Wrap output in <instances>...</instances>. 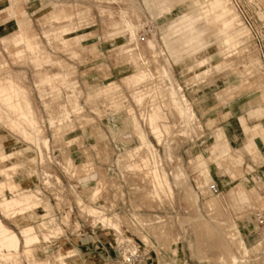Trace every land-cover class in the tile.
<instances>
[{
	"label": "rangeland",
	"instance_id": "1",
	"mask_svg": "<svg viewBox=\"0 0 264 264\" xmlns=\"http://www.w3.org/2000/svg\"><path fill=\"white\" fill-rule=\"evenodd\" d=\"M28 1L34 2L33 12L24 0H21V6L26 10L31 30L38 35L32 36L36 43L32 44L31 50L33 47L39 48L40 50H35L40 54L33 49L32 53L30 50L17 57L15 52L24 49L23 44L14 46L10 39L15 34L18 36L20 32H27L14 28L7 34L9 36L2 38L3 30L20 22L13 19L1 26L5 22L0 21V75L10 73L26 89L38 121L39 137L48 140V149L43 147L41 140H28L11 126L0 122V147L6 152L15 153L0 162V167L8 168L12 163L21 164L22 170L29 174L22 180L21 187L36 191L41 203H48V210L44 211L41 207L39 211L42 214L48 212L52 220L49 225L59 226L60 232L57 235L51 234L47 241L41 240L34 244L29 253L31 255L23 254L21 244L20 254L4 259L5 262L0 258V263L54 264L58 252H65L76 246V258L82 257L88 262L96 259L100 264H121L114 244L116 232L102 226L97 217L87 211V208H93L100 210L101 216L104 213L103 217H112L117 221L120 232L128 230L140 240H145L146 246L141 245L140 250L150 252L152 260L142 264H264V238H260L256 231L242 233L238 237L234 235L237 233L234 223L261 204V195L256 188L264 186V182L260 183L255 178L254 183L251 181L247 186L240 181L247 189L249 203H242L240 199L237 202L231 201V181L225 184L227 189L224 188L220 196H214L207 188L203 189L205 180L201 170L192 169V163H196V154L199 151L208 162L206 147L210 144L199 150L181 148L189 140L194 141L195 137L202 135L203 126L213 130L221 124L217 123V119L212 121V124H206L208 116L198 118L185 95L197 97L208 94L225 105L231 102L240 104L245 101L247 92L264 87V0H232L236 2L239 12L238 23L223 29L227 34L246 31L235 45L229 46L226 59L231 61V64H227L230 73L225 80L219 82L218 70H212L207 75L203 73L206 64H216L220 60V54L224 53L223 50L212 51L218 41L216 30L205 31L207 34L204 47L190 45V48L184 40H176L178 42L174 44L173 41H176L170 36L172 31L169 34L170 22L189 8L193 9L196 0H186L185 9L180 11L170 6V12L163 13L161 12L169 5L156 7L147 4L146 0ZM61 7L71 20L66 21L68 16L58 21L54 19L57 16L55 13H58ZM4 8L1 6L0 11L5 10ZM13 15L16 18L17 14ZM1 16L7 17V13L4 12ZM126 21L131 24L130 29H136V40H128L130 33L124 27ZM28 23L25 19L21 25L27 27ZM67 24L73 26L69 34L55 33ZM76 33L79 35L75 36ZM58 36H62L61 39ZM169 37L173 41H170ZM149 38L153 40L155 50H162L163 55H156L147 47L146 40ZM136 46L141 48L144 59L151 58V61L141 64V60L137 59L134 63V60L126 58L125 51ZM59 61L62 64H58ZM139 67L152 69L153 78L135 87H129L127 80L140 70ZM162 68L167 69L172 81L181 87L179 92L190 104L195 117L193 120L187 118V123L183 124L177 115L166 111L165 119L170 122L167 125L169 132L163 130L162 122H159L162 136L158 142L144 117L140 115L150 109L156 100L147 97L143 99L146 101L142 100L140 104L132 93L154 83L155 86H161L158 83H162V86L167 84L169 80L161 75ZM195 73H199V77L195 78ZM48 75L51 83L47 82ZM110 83L114 88L105 91V87ZM238 84L242 86L234 88ZM261 104H264V98ZM64 108L67 109L68 115L63 114ZM132 114L157 152V166L165 173L166 183L169 181L170 186L164 182L163 188L162 183L154 184L151 175L146 172L150 171L148 167L151 168L152 165H140L139 157L149 151L140 144L138 148L137 141L132 139L134 131H131L126 119ZM50 118L54 121L53 125L48 120ZM225 119L229 118H218L220 122ZM247 123L254 125L257 123L256 118L247 117ZM27 128L32 131L30 127ZM136 148L140 151H136ZM125 150L134 151L135 158L127 156ZM147 155L150 157V153ZM222 160L224 166L221 172L231 170L230 166H233L235 177L244 176L240 165L229 158ZM130 163L134 164V167ZM180 167L183 173L181 169L179 171ZM141 172L147 177L144 181L149 192L147 194L141 192L144 187V184H141ZM174 173L182 175L184 180L180 176H172ZM12 176H19V171L14 172ZM46 177L50 178L48 184H45ZM177 178L182 180L183 184L186 183L183 185ZM188 185L197 195L195 207L187 204V201L184 202L185 197L182 198L186 195L185 191L190 189ZM156 187H161L162 190L159 189L158 193ZM130 188L135 189V194L128 193ZM164 188L166 190H163ZM167 191L172 195H168ZM94 192L96 194L93 196ZM4 193L9 195L8 190H4ZM213 197H216L214 199L217 201L212 202L219 204L220 209H217V206L214 208V203L211 204L210 198ZM206 199L212 206H205L211 207L212 212L203 208V205L207 204V201L203 203ZM138 208L141 210L136 211ZM134 215L139 217L135 218ZM0 218L18 232V228L3 216L1 211ZM246 218L252 222V215ZM198 220L199 223L207 225L209 232H214V244L201 240V243L199 242L194 226ZM37 221L35 216L29 223L35 226ZM35 230L40 234L38 229ZM230 253L238 261L228 260ZM220 255L224 256V261L219 259Z\"/></svg>",
	"mask_w": 264,
	"mask_h": 264
},
{
	"label": "bare ground",
	"instance_id": "2",
	"mask_svg": "<svg viewBox=\"0 0 264 264\" xmlns=\"http://www.w3.org/2000/svg\"><path fill=\"white\" fill-rule=\"evenodd\" d=\"M170 10H171V7L168 6L161 13L170 12ZM193 12H195V14H193ZM238 18H239V13L235 9L233 4H231L230 0H196L193 9L189 8L187 11L182 12V14H180L179 17L175 18L173 21L170 22L169 34H170V31H172L170 36L174 37L173 40H175V41L176 40H178V41L184 40L188 43V44L186 43V46L187 45L188 46L197 45V46H203L204 47L206 45L205 36L207 34L205 31L206 30H210V31L216 30L217 34H218V41L216 42L218 47L214 46L215 48L212 51L223 50L224 53L220 54V60L216 62L215 67L217 69L212 64H206V69H205V72H203V73L204 74L206 73L205 75H207L208 73L212 72V70L220 69V70H218L220 72L219 73L220 77L218 78V82H219L221 80H225L229 76V73H230V68L227 67V64H231V61L226 59L227 50L228 51L230 50L229 46L235 45L238 42V39L246 31V30L245 31L240 30V31H237L233 34H227L223 28L228 27V26H233L234 24L238 23ZM56 20L58 21L57 18H56ZM68 20H71V18H69ZM68 20H66V21H68ZM5 24L6 23H4V25ZM130 26H131L130 22L126 21L124 24V27L128 30V33H130V38H128V40H130V39L136 40V33H135L136 29H130ZM71 27H72L71 25L64 26V27L60 28V30L56 31L55 33L59 32V33H63V34H69V30ZM52 34L54 35V33H52ZM15 36H14L15 38L13 37L12 39H10L11 44L14 46H17L19 44H21V45L23 44V47H24V49H18L15 52V55L17 57H21V56L25 55L26 52L28 53V51L31 50L32 44L34 45V43H36V40H33V38H29L23 32H20V34H18V36L15 34ZM58 37L61 39L62 36L61 37L58 36ZM123 37L127 38L124 35H123ZM168 39H170V37ZM173 40L170 39V41H173ZM178 41H176V42L173 41V43L175 44ZM37 43H39V42H37ZM146 45L156 55L157 54H160V55L164 54L162 52V50H159V51L155 50V44H154L152 39L149 38L148 40H146ZM35 46H36V44H35ZM171 46H173V45H171ZM191 46H190V48H191ZM33 49H34V47H33ZM35 49H36V47H35ZM32 50H31V53H32ZM36 50H40V49L38 48ZM174 50H176V49H174ZM38 52L39 51H36V53H38ZM39 54H40V52H39ZM36 56H37V54H36ZM143 56L144 55H143V52L141 51V48H138L137 46H136V48L127 49L125 51V57L130 59V60H134V63H135V60L138 59V60L142 61V63L140 62L141 64H146L147 63L146 61L151 59L150 58V59L146 60V59H144ZM199 61H201V59ZM202 61H203V59H202ZM153 62L154 61H152V63ZM197 64H200V62L199 63L197 62ZM160 65H161V63H160ZM155 66H157V65H155ZM139 69L140 70L136 74H134L131 78H129L127 80V84L129 87H135L138 84L145 82V81H149L151 78H153L152 72H154V71L151 72L152 69L150 70L149 68H143V67H139ZM160 71H161V69H160ZM161 73H162L161 75L163 77L168 78L169 82H167V84L162 86V83H158V84H161V86H158V85L155 86V83H154V85L151 84L150 86L145 87L143 90L141 89L139 91H135L132 93L136 97V102H140V104L142 102H145L146 100H143V99H145L147 97H148V99L151 98V99L156 100V103L154 105H152L150 109L145 110V112H141L142 114L140 113V115H142L144 117L145 122L148 125L151 133L156 137L158 142H160L161 136H162V129L159 126V122H162V126L164 127L163 130H165V131L169 130L168 129L169 127L167 128V125H168V123L170 124V122L166 121L167 119H165L167 117L166 111H169V114H171V115H177L181 119V122H183V124L187 123V118H190L193 120L195 117V114H194L190 104L187 102L184 95H182L179 92L181 87L177 83H175L174 80L172 81V79L170 78L168 70L163 69ZM199 73H195V78L199 77V75H200ZM191 76H193V75H191ZM49 80H50V77L48 75L47 82L51 81V80L50 81ZM201 82H204V81L201 80ZM239 86H242V84H238L234 88H238ZM111 88H114V87H112L111 85H108L107 87H105V91H109ZM143 94H145V95H143ZM166 108H168V110ZM63 114L68 115V111L66 108H64ZM130 115H129V117H130ZM126 119H128V122L130 124V126L129 125L128 126L132 129L131 131H134V137H132V139L135 138V140L137 141L138 144L136 143V146L138 145V148H140V146L142 145L150 153V157H149V155H147V154H149L147 152V150H146V152H147L146 155L145 154H142L143 156L139 155L140 156L139 157L140 158V160H139L140 165L146 166V167L152 165L151 168L148 167V170H150V171L149 172L146 171V172L151 175L152 182L154 184L159 185L162 183V185H163L164 183H166L167 179H166L165 173L163 171H160L161 169L159 170V167L157 166L159 164V163L157 164V162L159 161L158 160L159 158H156V156H158V155H156L157 152L154 150L153 146L148 141L144 130L142 129V127L139 126V123L137 122V120L133 116V114L130 118H126ZM48 120H49L50 124L53 125V123H54L53 119L50 118ZM177 120H179V119H177ZM192 120H191V122H192ZM0 122L4 123V124L6 123L7 125L11 126V128L18 131L24 138H26L28 140H30V139H32L34 141H38V140L40 141L41 140L43 147L46 150L48 149V140H46L45 138L40 139V137H39L40 136L39 130L37 129L38 128V121H37L36 117L34 116V109H33L32 105H31V103L27 97L26 89L24 88L23 85L18 83L10 73H6V74L3 73V75H0ZM181 122H179V123H181ZM27 126L30 127L32 129V131L34 130L35 132L29 131V128H27ZM183 126H185V125H183ZM165 133H167V132H165ZM132 134L133 133L131 132V135ZM217 141H218V137H216L215 143ZM139 144H140V146H139ZM246 145L248 146L247 149H249L250 147L259 146V142L254 138V139L246 141ZM129 149H132V148H129ZM144 150H142V151H144ZM134 151H135V147H134ZM134 151L133 152L132 151H126L127 156H131L132 159L135 158L136 155H135ZM136 151H140V150L136 148ZM13 154H15V153L14 152H6L5 150H2V148L0 147V162H2L3 160L7 159L10 156H12ZM138 154L139 153L137 152V155ZM208 154H209V156L212 155L213 151L209 149ZM133 155H135V156L133 157ZM224 156H225V154H221L219 157L222 160L224 158ZM41 159H42V157H41ZM130 161H132V160H130ZM223 163H224V161H223ZM223 163L221 162V164H223ZM130 164H132V163H130ZM196 164L199 166V169L201 170V174L203 176V179L207 175H209L208 162L206 161L204 154L201 151L197 152V154H196ZM133 165L134 164H132L131 166H133ZM142 166H140L141 169H142ZM137 167H139V166L137 165ZM177 168H178V166H177ZM177 168H176V172H177ZM138 169H140V168H138ZM180 169H181V167L179 168V171H180ZM10 171L12 172V174H14V172H16V171L17 172L19 171V176H17V177L12 176ZM131 171H132V169H131ZM181 171H182V169H181ZM221 171H223L222 167H221ZM182 173H183V171H182ZM180 174H181V172H180ZM180 174L178 175L177 173L176 174L174 173L172 176L175 175L176 177L177 176L179 177ZM185 174L186 173H184V175ZM27 175H29V174H27L26 171L22 170V166L20 163H12L10 165V167H8V168L0 167V211L2 212L3 216L8 218V220H10L18 228V232H16L11 227L7 226L0 218V258H2L3 260L9 259L15 254L16 255L20 254V245L21 244H22L21 250H22L23 254H26V256L31 255L29 253L31 252L32 246L34 244L39 243L41 240L47 241L50 238L51 234L57 235V233L60 232L59 226L56 225L54 227H51L49 225L52 222L51 218L48 216L49 213L46 212V213L42 214L39 211V209L41 207H42V209H44V211L48 210V207H49L48 203L47 202L41 203V199L38 197V193H36V191H32L30 189H23L21 187V182L25 177H27ZM48 176H49V174H48ZM180 177H182V175ZM182 178H180V179H182ZM186 178H185V181H186ZM49 179H50L49 177L48 178L46 177L45 184L49 183ZM177 180H179V178H177ZM182 180H184V178ZM181 181L179 180L180 183L183 182V181L182 182ZM167 183L169 184V181ZM162 185H161V187L163 188L165 184L163 186ZM170 185L171 184H169V186ZM161 187H159V189H161ZM150 188H151V186H150ZM188 188L191 189L190 186ZM159 189L157 188L158 193H159ZM186 189H187V187L185 188V190ZM190 189L188 191H185L186 195L184 194V196L182 198L185 197L186 200H184L185 199L184 198L183 199L184 202L187 201V204L195 207L197 204L196 203L197 202V195L195 194L194 191L193 192L195 195H193L192 189H191V193H190ZM4 190H8L9 195H6L4 193ZM157 190H155V191H157ZM163 190H166V189L164 188ZM150 192L152 193V191H150ZM147 193H149V192H147ZM166 193L168 194V191ZM95 194L96 193L94 192L93 196ZM154 195H152V196H154ZM168 195H172L171 192ZM214 198H216V197H213V199L210 198L211 204L214 203V202H212L213 200H215ZM206 201H207V199L203 203H206ZM208 201H207V204L203 205L204 206L203 208H208L206 211L210 210V212H212L213 210L211 211V207H208L210 205ZM215 201H217V200H215ZM205 205H208V206L206 207ZM213 205H215L214 208L216 206H217V209L219 208L218 207L219 204H216V202ZM210 206H212V205H210ZM83 208H84V206H83ZM194 209H196V208H194ZM212 209H213V207H212ZM87 211H90L92 213L91 214L92 216L97 217V219L99 220V223H101L102 226L107 227L109 229H112L114 232H116L117 235H119L118 238L121 236V232L119 231V226H118L119 224L117 223V221L112 219V217H103L104 213L101 216L100 210H97V209L95 210L93 208H87ZM37 212H40V213H37ZM35 216H37L38 221L36 222L35 226H32L29 223V221ZM46 218H49L48 221H45ZM115 218H116V214H115ZM251 225H252V227H251ZM194 226H195V230L197 231V234L199 236V242L200 243H201V241H203L205 243L209 242L211 244H214V240H215L214 236H213L214 232L211 233L212 230L209 232L207 230L206 224L199 223V220H198L197 223L195 221ZM234 226L237 227V233L234 234L236 237H238L240 234L242 235V233H253V231L257 232L254 213L252 212V222L248 218H244L241 222L234 223ZM35 229H38L40 234H38ZM42 229H44L45 231L42 232L41 231ZM210 237H211V239L213 237L214 240L213 239L211 240ZM210 240H211V242H210ZM240 243H241V241H240ZM88 244H90V243H88ZM73 247L74 248L69 249L65 252H58L55 259H54V264H100L97 262L96 259L90 260L88 262L87 260L83 259L82 257H79V258L74 257L75 252H76V246H73ZM127 248H129V247H127ZM129 250H131V248ZM122 254H123L124 259H126L127 258L126 248L124 249ZM230 255H231V253L229 254V256ZM218 257L220 260L224 259L223 255L222 256L220 255ZM228 260H230V261L233 260L235 262L238 261L237 258L235 256H233V254L229 257ZM3 262H5V260ZM16 264H20V263H16ZM39 264H48V263H40L39 262Z\"/></svg>",
	"mask_w": 264,
	"mask_h": 264
},
{
	"label": "crops",
	"instance_id": "3",
	"mask_svg": "<svg viewBox=\"0 0 264 264\" xmlns=\"http://www.w3.org/2000/svg\"><path fill=\"white\" fill-rule=\"evenodd\" d=\"M185 1L186 0H146V3L153 4L156 7L167 4L172 8L177 9V11H180L182 9H185ZM24 2L28 3L30 11L33 12L32 8L34 7V2L28 0H24ZM230 2L237 10L236 2H233L232 0H230ZM1 6H4L5 10H1L0 15L6 12L7 17L1 16L0 19L2 20L0 21L7 23L13 19H17V21L20 22L19 24H15L14 26H12L13 24H11V28L3 30L1 35L2 38L9 36L7 34L9 33V31H13L14 28L17 30H24L25 32H27L25 34L29 38H33L34 36L38 37V35L31 30L30 20L28 19L26 10L21 6V0H0V7ZM13 14H17L16 18H14ZM55 15L57 16L54 19L57 18L58 20H62L66 16H68V14L65 12V9L62 7L60 8L58 13H55ZM69 18L71 17L68 16L66 20H68ZM25 19L29 21L27 27L21 25V22ZM2 25L4 24L2 23L1 26ZM68 25L71 24H67L65 26ZM45 35L47 36V33ZM78 35V33L75 34V36ZM58 64L62 63L59 61ZM213 66L215 67L216 64H213ZM108 85H112V83ZM185 96L191 103L192 108L198 118L208 116V118L206 119V124H212V121H215L216 119L217 123H221L219 127L213 130L212 128H204L203 126L202 135H200L199 137H195L194 141L189 140L181 147H186L191 151L196 149L199 150L200 148L206 147L208 143L210 144L206 147L209 175L204 178L205 182L203 183V189L206 188V186L210 182H214L220 189H224L225 184H227L228 181H231L232 183H230L232 184V186L229 188V196L232 199L231 201L234 200L237 202L240 199L242 203H249L247 189L243 187L240 181L245 183L247 186L250 185V182L253 179L255 180V178H257L260 183L264 182V104H261V100L264 98V87H258L252 91L247 92L245 101L241 102L240 104H233V102H231L225 105V103L216 101L215 98L209 96L208 94L197 97H191L190 95ZM223 116L229 119H225L220 122L218 118H221ZM247 117L256 118L257 123L251 126L248 125ZM216 137H218V141L215 143ZM254 138L259 142V146L250 147L249 149H247L248 146L246 145V141ZM209 149L213 151V154L210 156L208 154ZM221 154H225L224 158H229L234 163L240 165L241 169L244 172V176L235 177V172H233L234 170L232 169L221 172V167L223 168V164H221V162L223 163V160H221L219 157ZM192 156H194V154ZM230 167L232 168L233 166ZM192 169L199 171V166L195 162H193ZM226 189L227 188H225L224 190ZM220 205L222 206L221 202ZM252 212L253 211L251 210L250 212L241 216L235 223H239L247 216H251Z\"/></svg>",
	"mask_w": 264,
	"mask_h": 264
},
{
	"label": "built area",
	"instance_id": "4",
	"mask_svg": "<svg viewBox=\"0 0 264 264\" xmlns=\"http://www.w3.org/2000/svg\"><path fill=\"white\" fill-rule=\"evenodd\" d=\"M156 145L158 146L159 144L157 143ZM130 174L131 173H129V175ZM142 177H143L142 179L143 181H141V184H144L143 185L144 187H142L143 189H141V192L147 194L148 188L145 186V182H144L147 177L144 174ZM252 182L254 183V180H252ZM206 188L214 196H220L223 192V189H220L217 186V184H215L214 182L208 183ZM256 189L261 195L262 202L259 207H256V208L254 207L252 211L254 213L255 224H256V229H257L256 234H258L260 238H264V186H259ZM150 190L151 189H149V191ZM132 192L133 194H135L134 188H130L128 193L132 194ZM140 210L141 209L138 208L136 211H140ZM134 217L137 218L139 216L134 215ZM118 236L119 235H116V233H114V244L116 247V252L118 254V257L121 258L122 264L124 263L125 264H142L143 262H146L149 259L152 260V258L149 256L150 252H144L143 250H140L141 245L146 246V244L144 243L145 241L143 239L140 240L136 235H133L128 230H125L123 233L121 231V236L119 238ZM125 248H126V256H127L126 259H124L123 254H122ZM130 248L131 250H129ZM155 258H157L156 254H155Z\"/></svg>",
	"mask_w": 264,
	"mask_h": 264
}]
</instances>
